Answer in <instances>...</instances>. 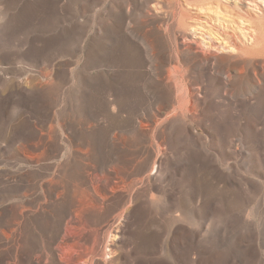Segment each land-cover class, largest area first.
Instances as JSON below:
<instances>
[{
  "label": "rangeland",
  "instance_id": "rangeland-1",
  "mask_svg": "<svg viewBox=\"0 0 264 264\" xmlns=\"http://www.w3.org/2000/svg\"><path fill=\"white\" fill-rule=\"evenodd\" d=\"M235 23L264 0H0V264H264V36Z\"/></svg>",
  "mask_w": 264,
  "mask_h": 264
},
{
  "label": "bare ground",
  "instance_id": "bare-ground-1",
  "mask_svg": "<svg viewBox=\"0 0 264 264\" xmlns=\"http://www.w3.org/2000/svg\"><path fill=\"white\" fill-rule=\"evenodd\" d=\"M254 1V0H252ZM242 19V18H241ZM244 19V18H243ZM244 23V22H243ZM247 25V24H246ZM220 28V27H219ZM235 28V29H234ZM234 31H233V37H237L238 35H236L237 32H239L241 34V36L243 37L244 40H250L251 42V45L254 44V43H257L258 41L262 40L263 38L261 37L262 34L264 36V31L263 33L261 32V28H248L246 26H242V25H237L235 23V26H234ZM226 33V32H225ZM207 36V35H206ZM238 38V37H237ZM262 38V39H261ZM263 41V45L264 46V39L262 40ZM209 49H212L214 51H217V50H221L223 49V45L219 42H217L216 40H214L213 38L210 37V40H209ZM258 44V43H257ZM262 44V42H261ZM233 45L236 47V43H233ZM250 46V45H249ZM234 47H232V50H233ZM226 49V48H224ZM239 50V49H237Z\"/></svg>",
  "mask_w": 264,
  "mask_h": 264
}]
</instances>
